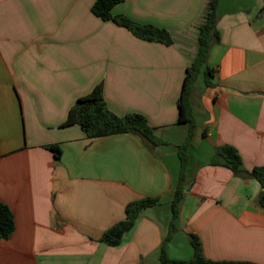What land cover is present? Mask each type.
<instances>
[{
    "label": "crops",
    "instance_id": "0c3cea01",
    "mask_svg": "<svg viewBox=\"0 0 264 264\" xmlns=\"http://www.w3.org/2000/svg\"><path fill=\"white\" fill-rule=\"evenodd\" d=\"M94 1L0 0V201L15 222L0 238V264H162L179 146L191 126L167 255L193 258V232L212 260L264 264L262 186L251 173L264 166V0H218L211 73L190 86L192 125L178 122V102L209 0H121L112 8L169 30V44L96 16ZM99 83L115 114L145 115L162 142L134 132L88 138L64 125ZM49 144L61 149L58 158ZM226 144L242 157L238 172L213 163ZM144 196L159 202L119 244L103 242L127 203Z\"/></svg>",
    "mask_w": 264,
    "mask_h": 264
},
{
    "label": "trees",
    "instance_id": "16d2710c",
    "mask_svg": "<svg viewBox=\"0 0 264 264\" xmlns=\"http://www.w3.org/2000/svg\"><path fill=\"white\" fill-rule=\"evenodd\" d=\"M121 0H95L92 10L96 16L102 19H110L117 25L123 26L131 30L139 39L148 41H157L169 44L172 35L169 30L158 27L152 23H139L124 15H117L112 12L115 4ZM217 2L218 0H209L208 10L204 16V22L199 27L198 36V53L194 61L187 67V75L184 78L181 97L179 98L180 117L178 122L193 121L187 115V103L191 83L201 74L211 73V68L207 64V57L212 43V38L218 35L216 27L217 21ZM103 84L99 83L86 95L80 96L75 104L70 108L69 114L64 121V125H79L88 138H99L111 134H123L134 132L142 135L147 141L154 145L160 144L162 141L157 138L155 126H152L146 119L145 115L140 113H129L119 116L112 111L104 99ZM192 137V126L189 131L188 138L179 146L180 156V176L177 180L174 198L171 201L172 217L170 218L169 233L163 240L160 252V261L162 264H256L251 261H232V260H212L203 254L200 237L190 233V242L194 249V256L188 260L174 261L167 255L166 242L171 237L176 227V219L179 215V203L184 197L183 183L185 178V169L188 158V147L190 138ZM48 148L53 150L55 157L61 155V149L57 145L49 144ZM221 159V161H219ZM242 157L238 150L232 145H221L217 148L216 158H213L214 164H225L231 167L235 172L242 169ZM251 173L255 176L262 186L260 193V204L264 208V166L253 167ZM159 202V197L144 196L135 200H131L126 205V217L110 226L103 233L101 240L111 245L120 243L124 234L130 230L141 212L150 206H155ZM15 230V222L11 208L0 201V238L12 235Z\"/></svg>",
    "mask_w": 264,
    "mask_h": 264
}]
</instances>
